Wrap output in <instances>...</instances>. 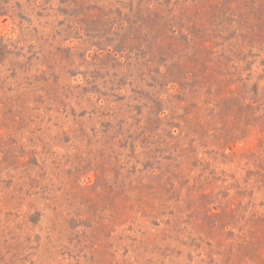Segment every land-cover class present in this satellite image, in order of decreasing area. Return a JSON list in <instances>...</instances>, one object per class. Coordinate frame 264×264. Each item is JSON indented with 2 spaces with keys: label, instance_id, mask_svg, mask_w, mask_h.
<instances>
[{
  "label": "rangeland",
  "instance_id": "rangeland-1",
  "mask_svg": "<svg viewBox=\"0 0 264 264\" xmlns=\"http://www.w3.org/2000/svg\"><path fill=\"white\" fill-rule=\"evenodd\" d=\"M0 264H264V0H0Z\"/></svg>",
  "mask_w": 264,
  "mask_h": 264
}]
</instances>
